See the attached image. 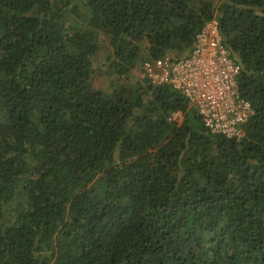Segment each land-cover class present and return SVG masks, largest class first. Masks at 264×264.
Segmentation results:
<instances>
[{"label":"trees","instance_id":"obj_1","mask_svg":"<svg viewBox=\"0 0 264 264\" xmlns=\"http://www.w3.org/2000/svg\"><path fill=\"white\" fill-rule=\"evenodd\" d=\"M212 19L239 140L145 75ZM0 264H264V0H0Z\"/></svg>","mask_w":264,"mask_h":264},{"label":"built area","instance_id":"obj_2","mask_svg":"<svg viewBox=\"0 0 264 264\" xmlns=\"http://www.w3.org/2000/svg\"><path fill=\"white\" fill-rule=\"evenodd\" d=\"M144 68L151 84L178 91L210 134L235 140L244 135L252 109L239 94L241 67L224 47L216 19L203 25L187 57L156 59Z\"/></svg>","mask_w":264,"mask_h":264},{"label":"rangeland","instance_id":"obj_3","mask_svg":"<svg viewBox=\"0 0 264 264\" xmlns=\"http://www.w3.org/2000/svg\"><path fill=\"white\" fill-rule=\"evenodd\" d=\"M100 45H101V47H100L99 54L97 57L98 61L103 59V57L107 55V49L104 48V45H105L104 38L100 39ZM138 76H139L138 73H133L132 80L136 81L138 79ZM109 83H110V80L105 78L100 70L96 69L95 74H94V81H93L94 87L105 90L108 88ZM176 118H178L179 121L181 120V118L177 114L174 115V119H176Z\"/></svg>","mask_w":264,"mask_h":264}]
</instances>
